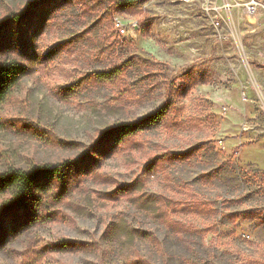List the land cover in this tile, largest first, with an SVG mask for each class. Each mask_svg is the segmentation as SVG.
<instances>
[{"label":"rangeland","instance_id":"374dc122","mask_svg":"<svg viewBox=\"0 0 264 264\" xmlns=\"http://www.w3.org/2000/svg\"><path fill=\"white\" fill-rule=\"evenodd\" d=\"M28 1L0 0V17ZM258 16L233 0L37 7L26 44L0 52L26 68L0 104V172L76 164L37 218H0V264H264Z\"/></svg>","mask_w":264,"mask_h":264},{"label":"trees","instance_id":"16d2710c","mask_svg":"<svg viewBox=\"0 0 264 264\" xmlns=\"http://www.w3.org/2000/svg\"><path fill=\"white\" fill-rule=\"evenodd\" d=\"M55 0H30L18 10H10L0 17V52L15 51L17 47L26 44L22 30L31 24V16L35 9L43 4ZM120 4H130L135 0H107ZM25 30V29H24ZM26 68L15 56L4 57L0 62V104L4 102L12 88L25 75ZM165 108L160 106L143 117L117 124L106 130L100 138L103 142L116 143L125 136L138 130L141 122L154 123L164 113ZM76 162L64 161L53 167L36 166L28 170L8 169L0 172V218L8 214L15 222H29L38 216L42 200L38 193L47 192L49 199H57L54 185L60 188L69 183L66 172ZM57 187V186H56ZM52 188V189H51ZM8 195V197H4Z\"/></svg>","mask_w":264,"mask_h":264},{"label":"built area","instance_id":"2783aa9c","mask_svg":"<svg viewBox=\"0 0 264 264\" xmlns=\"http://www.w3.org/2000/svg\"><path fill=\"white\" fill-rule=\"evenodd\" d=\"M237 7L241 9L242 15L254 16L258 13L259 8L263 6V0H233ZM216 25L218 22L215 23ZM120 31L123 32V29L120 28ZM222 35L219 32L216 33L215 40L221 39Z\"/></svg>","mask_w":264,"mask_h":264},{"label":"crops","instance_id":"0c3cea01","mask_svg":"<svg viewBox=\"0 0 264 264\" xmlns=\"http://www.w3.org/2000/svg\"><path fill=\"white\" fill-rule=\"evenodd\" d=\"M263 9H264V4H263V7H262ZM263 14V13H262ZM258 16V15H257ZM257 16L256 15H254V16H248V18H252L253 20H256V18H257ZM263 16V15H262ZM261 17H260V15L258 16V19H257V23L258 24H260L262 27H264V19H263V17H262V19H260ZM239 144H244V142L243 141H239Z\"/></svg>","mask_w":264,"mask_h":264},{"label":"bare ground","instance_id":"6f19581e","mask_svg":"<svg viewBox=\"0 0 264 264\" xmlns=\"http://www.w3.org/2000/svg\"><path fill=\"white\" fill-rule=\"evenodd\" d=\"M232 32H233V30H232Z\"/></svg>","mask_w":264,"mask_h":264}]
</instances>
